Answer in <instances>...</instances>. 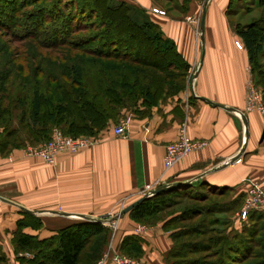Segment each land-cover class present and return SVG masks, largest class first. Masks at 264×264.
Returning <instances> with one entry per match:
<instances>
[{
    "label": "crops",
    "instance_id": "crops-1",
    "mask_svg": "<svg viewBox=\"0 0 264 264\" xmlns=\"http://www.w3.org/2000/svg\"><path fill=\"white\" fill-rule=\"evenodd\" d=\"M127 1L146 9L175 42L188 64L183 88L171 92L166 88L153 105H140L139 110L123 109L117 120L87 135L93 138L91 145L74 153L62 152L53 164L26 157L18 147L0 151V240L13 238L14 225L24 217L25 209L40 215L41 235L48 236L81 217L45 211L58 208L98 216L110 208L121 210L140 197L139 188L159 177L233 186L236 194L244 193L254 179L264 182V113L260 108L264 97L258 94L257 105L250 98L254 75L246 48L235 45L242 38L231 22V2L236 1L186 0L191 8L186 12L180 7L184 0H173L176 6L165 15L152 11L155 0ZM201 4L208 6L197 15L201 20V26H196L197 41L196 29L187 18L197 17ZM122 120L127 122L126 131L117 135L114 127ZM184 124L192 139L206 145L167 171L166 146L178 139ZM239 153L241 162H228ZM19 209L24 210L20 213ZM121 218V236H141L142 257L148 264L172 263L168 255L174 239L163 221L147 224L130 212ZM50 224L54 228L46 227ZM139 225L144 226L136 229Z\"/></svg>",
    "mask_w": 264,
    "mask_h": 264
},
{
    "label": "trees",
    "instance_id": "trees-1",
    "mask_svg": "<svg viewBox=\"0 0 264 264\" xmlns=\"http://www.w3.org/2000/svg\"><path fill=\"white\" fill-rule=\"evenodd\" d=\"M99 1L72 0L69 14L64 12L55 16L53 13L51 16L54 18L50 21H57L60 26L52 32L48 29L42 32L50 38L56 31L58 40L47 39L55 42H49L54 48L65 45L66 37L74 32L96 28L95 23L100 26L97 29L108 26L111 21L117 28H123L121 31L113 29L115 32L111 34L116 36L103 31L92 35L90 43L102 42L91 48L98 59L93 61V70L87 77L77 61L71 63L67 77L61 72L57 75L50 72L44 65L60 66L61 63L60 59L52 57L27 60L22 70L17 71L11 64L6 66L5 72H0V151L45 142L51 138L55 127L74 137L95 135L110 121L117 120L123 109L139 110L140 105H153L166 88L170 92L183 88L188 64L182 60L175 42L164 35L161 26L149 17L146 9L124 0ZM56 10L62 12L61 8L56 7ZM111 12H119V15L112 16ZM89 19L94 24H86L90 23ZM236 30L248 52L254 80L262 88L264 97V64L261 60L264 58V16L242 26L238 24ZM231 189L234 187L203 181L171 185L143 199L129 212L138 221L155 222L161 218V212L179 203L177 197L197 196L198 200H209L207 204L210 205L192 203L184 208L190 215L180 220H198L209 229L180 234L176 231L175 235L172 232L174 244L168 257L171 264H198L201 258L195 254L203 250H215L218 264H264V251L255 250L257 246L264 250V211L252 210L240 230L232 227L231 220L217 229L213 219L197 218L204 212L236 208L240 197H225ZM212 195L216 197L214 201L210 199ZM27 213L33 214L25 210ZM25 216L17 220L13 243L17 250L33 253L32 262L28 264H80L84 255L90 258L88 264H91L98 258L109 231L103 221L81 218L48 236L39 237L23 230L25 225H35ZM260 230L262 237H258ZM208 232L215 233L203 239H183L192 233L204 235ZM141 240L138 234H128L121 249L135 256L142 255ZM250 257L254 260L245 263Z\"/></svg>",
    "mask_w": 264,
    "mask_h": 264
},
{
    "label": "rangeland",
    "instance_id": "rangeland-1",
    "mask_svg": "<svg viewBox=\"0 0 264 264\" xmlns=\"http://www.w3.org/2000/svg\"><path fill=\"white\" fill-rule=\"evenodd\" d=\"M71 1L72 0H40V1L39 0H0V72H5L7 70L6 66H11V64L13 65V70L17 71V70H22L24 65H26L24 62L27 60L29 61V60L37 59V58H41V59L47 58L48 59L52 57V58L61 60L60 66H58V64H51L50 66L48 65H44V66L50 72L56 73V75L58 74V72H61V74H65V77H67L71 71L70 70L71 63L72 62L74 63L76 61L81 63V65L83 66L85 77L88 76L89 72L91 74V71L93 70L92 67L94 66L93 61H96L98 59V57L94 55V53L96 52H93V49L91 48H96L92 46L101 44L102 42L101 40H98L93 43H90L92 35L93 34L95 35L96 33H100L101 31H103L104 34H107L110 36H116V35L111 34L115 32L113 29L121 31L123 28H117L111 21L108 26L106 25L103 28L97 29L98 27H100L98 23L94 24V21H91L89 19L90 23L86 22V24H89V25L94 24L95 26L94 25L93 26L96 28H92V30H89V31L81 30V31L74 32L70 35V37H68L69 39L66 37L65 45L56 46L54 48L50 47L51 45L49 44V42L50 43H55V42L53 40L48 41L47 39L51 38V39L58 40V35L57 33H55L56 31L53 32L52 35H50V38L47 37V33L43 36L42 32L43 30H45L44 32H46V29L51 30L52 32L53 28L56 29L57 27L60 26V24L57 23V21H54V22L50 21L52 18H54L51 16L53 15V13H55V16H57L59 13H64V12L66 14H69L70 5L72 4ZM97 1L100 2L99 0ZM116 1H119V0H116ZM124 1H127V0H124ZM155 1H156L157 6H153V8H159L165 11V14L167 13V11H169L172 8L171 6H173V4L176 6V2H171L173 0H155ZM263 1L261 0H238L236 1L233 5H231V8H230L231 15L234 18L231 21L232 24L234 25L239 24L242 26L244 24L250 23L253 20L256 21V20L263 18L264 16V2ZM127 2L132 3L131 1H127ZM204 2H207V0H205ZM57 3L58 5H56ZM207 6L206 4H204V6L202 7V4H201L196 12V16L200 14L201 9L204 10L206 9L205 7ZM56 7L61 8L62 12L57 11ZM180 7L182 8V10L186 12H188L191 9L189 1H186V0L183 1V5H180ZM153 8H152V11H153ZM234 10L238 11L239 13L234 14V12H236ZM110 14L112 16L117 17L119 15V12H111ZM165 14H160V15H165ZM197 17L190 16L187 18V21L194 25V28L196 29L195 36L197 38V41H200L199 39L200 33L199 31H197V27L201 26L200 24L201 20L199 16ZM37 22H39V25H37ZM29 30H31L30 33H29ZM33 30H35V32ZM41 37L42 38L46 37L45 38L46 40L42 39ZM117 38L118 37H114V39H117ZM60 39L61 38H59V40ZM237 40L242 41L241 39H237ZM237 40H235V42ZM119 41H121V39ZM261 60L263 62L262 64H264V58ZM10 81H11V78H10ZM252 91L254 93L257 92L259 95L263 93L262 88L261 87L259 88L256 82L253 84ZM252 91H251V97H250L251 101H253ZM6 95H7V92L4 93V96ZM55 128H59L62 130V128L60 127H55ZM28 144H31V143H27L26 145ZM26 145L18 148L20 149L21 153H22V149ZM48 164H53V163H48ZM254 180H257V179H254ZM169 186H171V184ZM233 196L240 197L239 205H237L236 208H231V209L229 208L227 211H217V212L212 211L210 213L204 212V214L200 215L197 218L199 219V218H203L204 216H206L207 219H213L216 225L215 228L217 229L222 228L223 223L231 220L232 227H236L237 229L240 230L246 225V222L248 221V220L240 221L238 219V214H237L238 209L242 206L244 202V199L246 196V190H244V193L236 194L235 189H231L227 192V195L225 197L229 198ZM196 197L197 196H194L192 198L191 196H183V195L180 196V198L177 197L178 199L177 201H179V203L176 204L173 208H167L163 212H161L160 219H158L155 222H144V223L153 224L161 220L163 221L162 224L168 230L173 232V235H175L174 233L176 231L178 234H180L181 232L184 233L187 231H192V230H197V229L203 232H206L208 231L209 228L207 227L206 224H203L199 222L198 220H197L198 222L193 219L192 220H180L190 215L189 211L184 212V208L186 207V205H190L192 203L201 205V206L210 205V204H207L209 200L208 201L198 200ZM210 199L214 201L216 197L212 195ZM211 203H214V202H211ZM205 209L206 207L204 208V210ZM23 210L19 209V212L22 213ZM59 210L60 209L57 208V209H53L50 211L47 210L45 212L46 214L53 215L54 212L58 213ZM109 211L117 213L120 210L110 208L106 212H109ZM31 212L33 213V211ZM40 213L43 214V212H40ZM24 215H26L25 217L28 221H30L31 223H34L36 226L35 225H25L23 227V230L26 231L27 228L37 229V230H40L41 232L40 233L37 232L34 234H37V236L39 237H44L41 235L42 231H44L43 221L42 219L40 221L38 220L39 218H37L40 215L35 214V213L25 214V211H24ZM121 215H117L116 217H113L112 221L110 222L111 223L110 225L106 224L109 227V231L106 236L105 244L98 258L93 259L91 264H116L110 258L104 260L102 263L99 262L103 256L104 251L108 249L109 246L111 245H113L114 248L119 250L120 252L133 256L135 258L141 259L148 264V262L142 257V255L135 256L127 252H124L121 249L122 241L124 237L128 235V234H125L123 237L121 236V233L124 231V229H122ZM39 221L41 222L40 225H39ZM46 221L47 223H49L48 218L46 219ZM193 225H196L195 228L188 230L187 227L193 226ZM52 226L54 225L50 224L46 227L54 228ZM141 226L142 225L137 226L136 229H139V228L142 229ZM13 229H14L13 231V236H14L16 230L18 229L17 222L15 223ZM212 233L214 234L215 232H208L207 234H204V235H201V234L196 235L195 233H192L193 235L184 236L183 239H193V240L203 239L206 236H210ZM262 234H263V231L260 230L258 237H262ZM9 237L10 236H8V238L4 237L3 240H0V264H28V263H31L33 253L28 252V251L17 250L15 244L13 243V238L10 239ZM201 247L206 248L207 246L202 245ZM255 250L264 251L263 248L258 247V246L255 248ZM214 251L215 250L211 252H207L206 250H203V251L197 252L195 255L201 258V259H198V264H218L217 263L218 260L214 256L215 255ZM89 260L90 258L87 255H84L80 264H88ZM201 260L203 261L202 263H201ZM252 260H254V257L248 258L247 262L245 263H248Z\"/></svg>",
    "mask_w": 264,
    "mask_h": 264
},
{
    "label": "built area",
    "instance_id": "built-area-1",
    "mask_svg": "<svg viewBox=\"0 0 264 264\" xmlns=\"http://www.w3.org/2000/svg\"><path fill=\"white\" fill-rule=\"evenodd\" d=\"M153 11L159 14H165V11L159 8H153ZM235 45L243 49L244 43L240 40L235 42ZM253 92V91H252ZM258 93L253 92L252 103L257 105ZM262 112L264 113V107L260 106ZM127 122L122 120L118 125L114 127V132L117 135H124L126 131ZM93 138L87 135H81L74 137L67 135L62 132L59 128H54L51 138L45 142L39 144H28L22 149V153L26 157H38L48 163H54L57 156L62 152H77L80 149L91 145ZM206 145L205 141H199L192 139L186 129L184 124L181 128L180 135L177 140L172 141L166 146V153L164 156V166L165 170L170 171L178 162L183 158L190 155L196 149ZM230 161V160H229ZM242 161V153H239L237 158L230 162L232 164L239 163ZM169 177H159L153 182L145 183L141 188H139V195H153L155 189L162 185H170L173 183ZM264 210V183L260 180H253L249 183L246 188V196L242 206L238 209V219L240 221H246L249 217V214L252 210ZM120 212V211H119ZM112 211L104 213L102 216L105 218L103 221L105 224H111L113 217H116L118 213ZM142 225L141 227H143ZM111 259L116 264H147L145 261L130 256L128 254L122 253L119 250L115 249L113 245L109 246L103 253L100 263L106 259Z\"/></svg>",
    "mask_w": 264,
    "mask_h": 264
},
{
    "label": "water",
    "instance_id": "water-1",
    "mask_svg": "<svg viewBox=\"0 0 264 264\" xmlns=\"http://www.w3.org/2000/svg\"><path fill=\"white\" fill-rule=\"evenodd\" d=\"M204 26V20L202 21V27ZM222 107H224L221 104H218ZM263 138H264V132H263ZM238 155H236L235 157H233L232 159H230V161L228 162H232L237 158ZM188 181H176L171 183V185H180V184H186ZM169 185H162L159 186L155 189V193L159 192L160 190L165 189L166 187H168ZM149 195H143L140 196L139 198H137L136 200H134L133 202H131L130 204H128L127 206H125L124 208H122L120 210V212L118 213V215L124 214L126 212H129L133 207H135L139 202H141L143 199L147 198ZM1 198H3L2 195H0ZM60 213L66 214V215H77L81 218H87V219H94V220H100V221H104L105 218L102 215H98V216H94V215H89V214H85V213H76V212H68V211H58Z\"/></svg>",
    "mask_w": 264,
    "mask_h": 264
}]
</instances>
